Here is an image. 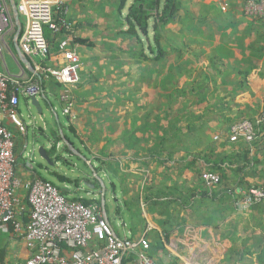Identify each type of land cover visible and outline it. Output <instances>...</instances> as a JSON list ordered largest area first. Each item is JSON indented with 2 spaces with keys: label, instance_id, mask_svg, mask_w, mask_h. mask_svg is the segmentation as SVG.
Listing matches in <instances>:
<instances>
[{
  "label": "crops",
  "instance_id": "0c3cea01",
  "mask_svg": "<svg viewBox=\"0 0 264 264\" xmlns=\"http://www.w3.org/2000/svg\"><path fill=\"white\" fill-rule=\"evenodd\" d=\"M72 2L53 0L55 6L69 5L68 16L76 26L79 23L73 18ZM177 3V12L166 29L167 56L171 61L166 68L178 72V86L187 90L186 97L178 98L181 112L174 115L183 135L177 146L169 143L166 149V138L162 139L166 130L159 132L152 114L139 115L138 108L131 103L132 96L127 97L131 106L126 109L108 107L106 101L100 100L96 109L90 105L93 98L85 80L93 68L103 70L98 62L102 54L95 48L85 50L81 56L78 86L64 88L52 79L44 81V93L38 99L43 109L52 106L54 114L43 120L37 118L31 127L22 121L27 128L25 134L9 119L5 120L16 137V175L24 182L46 180L27 152L30 134L33 143L55 142L58 155L64 139L77 149L65 134L57 105L60 103L69 132L91 158L79 149L78 153L86 157L87 165L93 166V171H87L84 178L88 187L82 185L72 170L74 180L61 167L44 168L46 175L60 182L62 187L56 186L70 201L97 205L104 215V188L97 176L105 185L109 178L113 199L130 216L129 225L121 221L125 237L116 234L120 239L145 240L150 248L148 255L156 264H258V254L264 248V203L240 211L235 200L253 186H264V128L250 144L232 142L230 130L238 122L254 120L264 110V19L247 17L243 0H177ZM68 38L73 40L74 35ZM6 43L4 57H0V72L30 77L29 65L37 72L40 59L25 57L15 36L6 37ZM77 50L80 53V48ZM123 60L118 65L127 70L138 66ZM121 99L124 98L119 97L118 102L127 103ZM22 103L30 115L33 108L31 98L21 97L20 119ZM185 103L187 109L183 112ZM67 108L69 114L65 113ZM166 150L175 153L170 157ZM247 151L250 162L245 163ZM215 165L225 170L227 176L224 186L210 191L200 174ZM112 178L121 185V200ZM226 186L236 194L227 192ZM18 196L27 201L24 188L18 191ZM5 248V264L24 263L33 254L12 229H0V251ZM128 257L125 254L124 259ZM129 264H138L136 258Z\"/></svg>",
  "mask_w": 264,
  "mask_h": 264
},
{
  "label": "built area",
  "instance_id": "2783aa9c",
  "mask_svg": "<svg viewBox=\"0 0 264 264\" xmlns=\"http://www.w3.org/2000/svg\"><path fill=\"white\" fill-rule=\"evenodd\" d=\"M243 2L247 17L264 19V0ZM14 4L20 23L15 20ZM55 7L53 0H0V57L6 51V37L15 36L25 57L40 59L37 72L64 88H73L80 83L82 61L71 39L60 42L59 52L51 61L53 66L42 65L51 51L46 27L54 33H61L66 27L55 20ZM18 24L22 25L20 36ZM43 93L42 80L35 75L16 77L0 72V229H12L32 250L30 258L19 264H123L125 254L134 255L138 264H156L148 255V243L118 238L99 206L70 201L56 185L42 178L24 182L16 175V137L5 120L9 119L25 134L27 128L18 115L20 98L39 97ZM69 112L67 108L65 113ZM263 128L264 110L254 120L233 125L231 141L253 143ZM202 180L210 191L220 184V177L210 172H205ZM22 188L27 191L26 203L18 196ZM262 203L264 188L252 187L236 205L247 209ZM28 213L29 221L25 224L24 216Z\"/></svg>",
  "mask_w": 264,
  "mask_h": 264
},
{
  "label": "rangeland",
  "instance_id": "374dc122",
  "mask_svg": "<svg viewBox=\"0 0 264 264\" xmlns=\"http://www.w3.org/2000/svg\"><path fill=\"white\" fill-rule=\"evenodd\" d=\"M87 3L88 2L86 1L83 5H78L74 3L72 4L74 5V9H75L73 12L74 13L73 18L74 20L78 21L79 25H83L82 29L78 31L79 36L82 38H89L90 40H92L96 44L97 51H100V54L104 55V57L101 55L100 58L98 59V62L100 63V67H102L103 70L97 71L96 68H93L91 72H88L87 78L85 80L87 81L86 86L90 87L89 91L91 92V98H93L90 101V105L93 106L94 109H96L98 104H101L98 103L100 100L101 102L106 101L105 103L107 104L108 107L122 106L124 109H126L131 106V104L127 102L129 101L127 100V97L132 96L134 101L131 103H133L132 105L134 107L138 108L137 112L139 115H144L146 113L152 114L151 117L153 116L152 118L154 119L156 128H159V132L164 133L165 130L166 132L170 131L171 129L169 127H166V125L163 124V122L165 121L164 117H167L168 119L173 118V115H171V113L167 110L168 108L166 107V105L168 104L169 106H171L172 103L170 102L169 97H166V94L164 92L159 93L158 83L160 79L157 76L159 75L158 72L162 73L164 70L154 71L155 70L154 64H148V63L142 64L140 68L139 66H134L133 68H129V70H127V68L125 69L124 67L119 66L118 62L122 61V59H124L123 61L125 62H129L130 60H128L129 54L122 49L123 44H119V42L115 40L114 33L116 32V29L113 28V26L115 25V17L110 15L112 13V9L109 7L110 3L108 2L107 4L104 1V3L107 5L104 9L100 8V4L103 3L102 0H95V2L92 4L90 3L87 4ZM105 21H107L108 23L105 24L104 23ZM89 35H91L92 37H89ZM79 48H80V53H79L80 56H84L83 52L85 50H89V51L92 50L91 48H87V47H79ZM113 54L114 56H118L119 59L115 58ZM128 65H132V64H128ZM80 75H81V71H80ZM146 79H151V83L148 84V82L145 81ZM167 86H170V84H167ZM165 89H166V85H165ZM119 97H123L124 99H121V101L127 103L118 102ZM57 105H58L61 121L64 124L66 136H68V138L73 140L77 149L82 151L86 157L91 158L90 153L87 152L82 147L81 142L77 138H74L72 134L69 132L68 120L67 117L64 115L63 107L60 103H58ZM177 108L178 107L176 105L174 110H177ZM21 109L23 112V118L20 119L19 117L20 121L21 122L24 121L29 127H31L32 126V124L30 123L31 119L29 118L30 113L28 110H26L24 103L21 104ZM32 113L36 114L34 108H32ZM47 122L52 124L51 119H48ZM39 124L40 127L43 129L44 123L41 122ZM40 138L44 139L43 136H41ZM29 140L30 141L27 147V152H29V154L32 155V152L34 151V145L32 142L31 134ZM168 140L169 137L168 138L166 137V142H168ZM77 149L76 148L74 150L72 149L73 153L76 155H74L73 158L69 159L70 166L69 164H66V168H63V171L66 172L68 177L72 178L73 180H74L73 178L74 175L71 173L70 170L73 171L74 165L76 164L79 165L81 169H84L86 171L87 170L92 171L91 167L87 165L85 161L78 159L77 152L79 151ZM65 153H66V149L65 146H63L60 155L65 157ZM84 155H82L83 158L85 157ZM42 175L46 180L53 182L54 185L62 187L60 182L55 177L46 175L45 172H42ZM108 180L109 178H107L105 181H106L107 189H109L106 197L109 219L111 221L112 227L114 228V231L118 232V234L122 238H124L125 229L121 225L122 223L121 221H124L129 225L130 216L128 212L124 208L120 207L113 199V194L111 192L112 185L109 183ZM113 183L116 186V195L118 199L121 200L122 198L121 185L117 180H115ZM252 207L253 206H250L249 208ZM238 209L240 211L246 210L244 208H240L239 206ZM117 212L119 216L116 218Z\"/></svg>",
  "mask_w": 264,
  "mask_h": 264
},
{
  "label": "trees",
  "instance_id": "16d2710c",
  "mask_svg": "<svg viewBox=\"0 0 264 264\" xmlns=\"http://www.w3.org/2000/svg\"><path fill=\"white\" fill-rule=\"evenodd\" d=\"M90 4L94 3L95 0H74V4L83 5L85 2ZM103 3L100 4V8L104 9L107 5L104 1L109 4V7L112 9V13L110 15L115 17V25L113 28L116 29L114 33L115 40L119 42V44H123L124 51L129 54V62L128 64L138 65L139 68L144 63L154 64V71H162V73L158 72L159 83V93L164 92L166 97H169L171 106L166 105L167 110L173 115V119H168L166 117L165 121L167 122V126L171 129L166 132V137H169L168 142H166V149H169L170 146L167 144L172 143L173 147L177 146L178 140H181L182 136L180 134V127L178 125V117L176 116L174 119V115L177 112H181V110H174L175 106L178 107V98L179 96L186 97L187 90L186 88H180L178 86V72L172 71L170 68H166V65H171V61H169L168 51L166 49V29L170 24L171 19L177 12L178 3L177 0H102ZM87 3V4H88ZM68 4H61L54 8L55 20L59 23V25L65 24L63 32L54 33L48 27L45 29L46 39L48 40L51 51L49 59L42 63L44 68H48L50 63L54 57L57 56L59 52V45L62 40L67 39L69 36L74 35V39L71 42V45L75 48L79 47H87V48H96V44L90 40L89 38H82L79 36L78 30L82 29L83 25L73 26V19L68 16ZM108 15V16H110ZM108 23L107 21L104 22ZM174 41L172 40V43ZM113 46V45H111ZM177 55V53H176ZM114 56V54H113ZM112 56V57H113ZM115 57V56H114ZM178 57H176V61H178ZM118 58V56H117ZM170 62V63H169ZM168 63V64H167ZM157 66V67H156ZM31 76H34L30 73ZM38 79L42 80V83L47 78L46 75L40 74V78L35 76ZM55 81V80H54ZM145 81L151 83V79H146ZM56 82V81H55ZM58 87H62L60 84L56 82ZM170 84V86H167ZM166 85V89H165ZM162 88V89H161ZM161 89V90H160ZM184 107L183 112L187 109V104H182ZM173 106V107H172ZM173 113V114H172ZM231 132V130H230ZM166 137L162 138L165 139ZM231 140V136H230ZM175 152H168L166 150L167 155L173 156ZM250 153L247 151L244 162H250L247 155ZM169 157V158H170ZM224 163V162H223ZM217 164V163H216ZM216 170H222L219 173ZM243 169H240L242 171ZM205 172H210L217 174L220 177V184L218 187L221 188L223 185V181L225 179L226 171L221 169L219 165H215L211 168V170L203 171L200 174V178L202 180V175ZM203 182V180H202ZM204 183V182H203ZM205 184V183H204ZM206 186V185H205ZM264 188V186H255ZM207 188V187H206ZM252 188V187H251ZM208 189V188H207ZM227 192H232V194H236V191L232 188H224ZM250 189V188H249ZM248 189V190H249ZM205 193H207L205 191ZM86 206H89L86 201H82ZM236 202V200H235ZM26 203V202H25ZM259 205V204H258ZM257 205H254V207ZM29 213L24 216V223L27 224L29 221ZM251 254H253L251 252ZM6 255V248L0 251V264H5L4 257ZM135 260L134 255H129L128 258H125L123 264H129ZM258 264H264V248L260 249L258 254Z\"/></svg>",
  "mask_w": 264,
  "mask_h": 264
},
{
  "label": "water",
  "instance_id": "95a60500",
  "mask_svg": "<svg viewBox=\"0 0 264 264\" xmlns=\"http://www.w3.org/2000/svg\"><path fill=\"white\" fill-rule=\"evenodd\" d=\"M13 9H14V16H15V20L20 23V17H19V13L16 7V4L13 5ZM22 32V25L18 24V31H17V36H20ZM26 62V65H28L29 63L27 62V60H24ZM30 71L33 74H36L39 78H40V74H38L35 70V68L31 67L29 65ZM32 100V107L35 109L36 114H31L29 115V118L31 119V124H34L35 120L37 118L43 120V118L47 117L49 114L53 113L54 114V109L52 106H50V109H43V107L41 106L38 97H31ZM34 145V151L32 152V162L33 165L35 166L36 170H38V172L42 173L44 171V168H66V164H69V159L73 158L74 154L73 152H68L69 149H73L71 144H69L65 139L63 140V145L65 146L66 149V153H65V157L58 155L57 150H59V147L56 146V143H49L46 140L42 141V142H35L33 143ZM77 157L78 159L85 161V163L87 164V160L86 158L82 157V155L80 153L77 152ZM70 166V164H69ZM91 169H93V166H90ZM88 171V170H87ZM86 170L81 169L79 165H74V170L73 172L76 173L79 178L82 180L81 183L82 185L88 187V184L85 181V177L87 176ZM93 171V170H92ZM97 179L99 181H101L103 188H104V192H103V203H104V217L107 219V221L109 222V224L111 225V221L109 219V215H108V211L106 209V198L105 195L107 193V189H106V185L103 182L104 180L100 177L97 176ZM94 188V187H93ZM118 213L116 214V218L118 217ZM112 226V225H111ZM113 228V227H112ZM114 229V228H113ZM116 233V232H115ZM116 236L118 237V235L116 234ZM119 238V237H118Z\"/></svg>",
  "mask_w": 264,
  "mask_h": 264
}]
</instances>
